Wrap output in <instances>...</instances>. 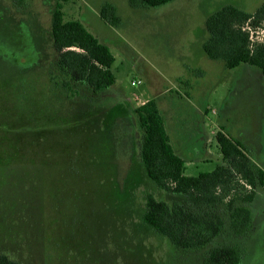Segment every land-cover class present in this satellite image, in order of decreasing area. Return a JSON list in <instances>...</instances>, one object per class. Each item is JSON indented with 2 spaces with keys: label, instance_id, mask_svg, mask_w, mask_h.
Returning a JSON list of instances; mask_svg holds the SVG:
<instances>
[{
  "label": "rangeland",
  "instance_id": "obj_1",
  "mask_svg": "<svg viewBox=\"0 0 264 264\" xmlns=\"http://www.w3.org/2000/svg\"><path fill=\"white\" fill-rule=\"evenodd\" d=\"M56 3L0 0V255L17 264H203L209 248L230 245L240 264H264V187L247 234L226 227L207 249H176L142 221L147 195L181 199L146 176L133 113L156 103L186 177L222 164L221 129L264 163V76L246 65L227 70L202 51L207 16L225 5L252 13L264 0L63 3L64 21H79L114 58L115 83L96 95L57 71ZM105 4L119 25L100 19Z\"/></svg>",
  "mask_w": 264,
  "mask_h": 264
},
{
  "label": "trees",
  "instance_id": "obj_2",
  "mask_svg": "<svg viewBox=\"0 0 264 264\" xmlns=\"http://www.w3.org/2000/svg\"><path fill=\"white\" fill-rule=\"evenodd\" d=\"M52 16L53 47L58 54L57 71L74 83H81L96 95L115 83L110 71L114 58L109 48L79 21H64L61 6L69 0H56ZM174 0H136L155 8ZM100 19L108 26L119 25L115 9L105 4ZM207 39L202 51L209 60L220 61L227 70L246 65L264 76V3L248 13L225 5L205 19ZM263 32L258 39V32ZM65 88L70 92L67 84ZM207 113V109H204ZM133 113L142 130L140 158L146 176L160 190L180 197L181 202L145 198L142 221L176 249L203 250L227 227L233 235H245L252 226L250 204L264 187V163L251 158L239 141L216 132L222 164L211 173L184 176L185 161L169 144L163 118L153 100ZM218 208V212H217ZM225 219L228 223L225 224ZM241 252L230 245H216L206 252L203 264H240ZM0 264H17L0 255Z\"/></svg>",
  "mask_w": 264,
  "mask_h": 264
},
{
  "label": "crops",
  "instance_id": "obj_3",
  "mask_svg": "<svg viewBox=\"0 0 264 264\" xmlns=\"http://www.w3.org/2000/svg\"><path fill=\"white\" fill-rule=\"evenodd\" d=\"M204 111V110H203ZM194 112L195 113H198V117H199V114L201 115V114H203L202 113V110H200V109H195L194 110ZM203 128H204V121H203V119H202V122H201V124L198 126V129L195 131V134L197 135V140L198 141H202V143L204 142V137H205V135H206V133L203 131ZM203 147H204V144H203ZM204 149V148H203ZM181 157V156H180ZM182 158V157H181ZM183 159V158H182ZM258 192H260V191H258ZM258 194V193H257ZM256 194V195H257ZM250 209H251V215H252V219H253V212H252V203L250 204Z\"/></svg>",
  "mask_w": 264,
  "mask_h": 264
},
{
  "label": "built area",
  "instance_id": "obj_4",
  "mask_svg": "<svg viewBox=\"0 0 264 264\" xmlns=\"http://www.w3.org/2000/svg\"><path fill=\"white\" fill-rule=\"evenodd\" d=\"M262 32V31H261ZM140 84V81H132L131 82V85L132 86H136V85H139Z\"/></svg>",
  "mask_w": 264,
  "mask_h": 264
},
{
  "label": "flooded vegetation",
  "instance_id": "obj_5",
  "mask_svg": "<svg viewBox=\"0 0 264 264\" xmlns=\"http://www.w3.org/2000/svg\"><path fill=\"white\" fill-rule=\"evenodd\" d=\"M245 146V145H244ZM259 156V155H258ZM259 158V157H258Z\"/></svg>",
  "mask_w": 264,
  "mask_h": 264
}]
</instances>
